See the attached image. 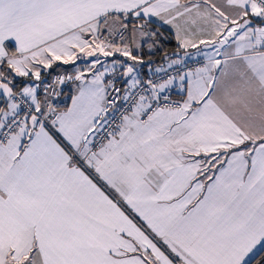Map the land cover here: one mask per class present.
<instances>
[{
    "label": "snow or ice",
    "instance_id": "6c2138e0",
    "mask_svg": "<svg viewBox=\"0 0 264 264\" xmlns=\"http://www.w3.org/2000/svg\"><path fill=\"white\" fill-rule=\"evenodd\" d=\"M0 264H264V0H0Z\"/></svg>",
    "mask_w": 264,
    "mask_h": 264
},
{
    "label": "trees",
    "instance_id": "16d2710c",
    "mask_svg": "<svg viewBox=\"0 0 264 264\" xmlns=\"http://www.w3.org/2000/svg\"><path fill=\"white\" fill-rule=\"evenodd\" d=\"M169 47H174V43H173V44H171V45H169Z\"/></svg>",
    "mask_w": 264,
    "mask_h": 264
},
{
    "label": "crops",
    "instance_id": "0c3cea01",
    "mask_svg": "<svg viewBox=\"0 0 264 264\" xmlns=\"http://www.w3.org/2000/svg\"><path fill=\"white\" fill-rule=\"evenodd\" d=\"M166 35H167V33H165ZM82 67H83V65H82Z\"/></svg>",
    "mask_w": 264,
    "mask_h": 264
}]
</instances>
